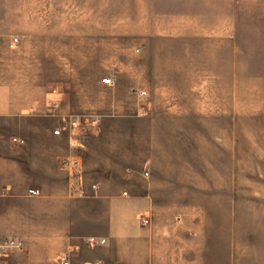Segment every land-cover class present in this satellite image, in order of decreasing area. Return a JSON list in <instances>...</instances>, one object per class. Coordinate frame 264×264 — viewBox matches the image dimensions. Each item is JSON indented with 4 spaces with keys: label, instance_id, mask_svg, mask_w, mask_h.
I'll use <instances>...</instances> for the list:
<instances>
[{
    "label": "rangeland",
    "instance_id": "obj_1",
    "mask_svg": "<svg viewBox=\"0 0 264 264\" xmlns=\"http://www.w3.org/2000/svg\"><path fill=\"white\" fill-rule=\"evenodd\" d=\"M44 130L59 166L87 173L56 177L65 198L34 183ZM5 147L27 152L25 191L0 202V236L23 251L41 226L108 228L94 196L116 194L143 226L164 209L188 247L215 235L220 258L264 264V0H0ZM153 189L176 201L150 202Z\"/></svg>",
    "mask_w": 264,
    "mask_h": 264
},
{
    "label": "crops",
    "instance_id": "obj_2",
    "mask_svg": "<svg viewBox=\"0 0 264 264\" xmlns=\"http://www.w3.org/2000/svg\"><path fill=\"white\" fill-rule=\"evenodd\" d=\"M40 138V155L43 162L32 167L37 171L35 186L43 191L45 199L65 198L64 193L57 192L58 189L53 187L61 183L56 177L66 174L65 176L70 180L69 183L72 184L75 180L84 182L87 179V173L82 169L83 167L74 170L72 167L59 166L57 161L60 154L58 149L53 147V145L56 147L58 137L51 130L42 131ZM46 144H51L52 147L49 150L44 149ZM5 148L0 156V202L3 204L17 200V196L25 191L29 177L25 162L27 152L19 148ZM43 179H49L50 182ZM97 186L99 185L96 184ZM151 196L152 201L150 202H154L155 199L159 201L163 197L166 202L176 201L171 195H161L159 190H154ZM94 197H97L99 201L111 203L108 228L91 232L73 230L65 226H41L36 229L33 239H29L25 251L15 254L13 259L21 260L25 264H63L60 256L68 253L70 264L92 262L105 264L107 262L113 264H231L228 257L226 260L223 259L224 257H219V239L215 235L210 237L212 244L208 247L201 245L200 250L198 246L188 247L187 231L183 224L180 225L182 223L180 215L169 213L165 216L166 220L162 215L164 209L158 211L156 206L151 205L150 209L156 210L155 218L150 220V224L143 226L139 219L142 212L137 206L133 205L124 209L116 203L118 198L116 194L112 196L95 195ZM144 200L145 196H141L134 203L138 205ZM179 200L180 197L177 201ZM53 216L54 214L50 215V217ZM92 237L104 238L106 241L92 243L90 242ZM188 251L196 252L197 256L189 257ZM221 252L224 253V248H221ZM226 252H228V246Z\"/></svg>",
    "mask_w": 264,
    "mask_h": 264
},
{
    "label": "built area",
    "instance_id": "obj_3",
    "mask_svg": "<svg viewBox=\"0 0 264 264\" xmlns=\"http://www.w3.org/2000/svg\"><path fill=\"white\" fill-rule=\"evenodd\" d=\"M18 38H14L11 42V45L14 46L18 42ZM105 82L110 83L111 79H105ZM142 94H146L143 92ZM57 103L55 102L54 105ZM56 134L61 133V129L58 128L55 130ZM29 193L31 195H39L41 193L40 189L38 188H30ZM147 222V221H144ZM98 240L95 238H91L90 242L95 243ZM105 240L102 239L100 242H104ZM24 241L18 237L9 236V237H2L0 236V264H23L21 262H16L13 260V257L15 254L20 253L24 250ZM62 263L63 264H70V259L68 254H64L62 256ZM88 264H105L103 262H97V263H88Z\"/></svg>",
    "mask_w": 264,
    "mask_h": 264
}]
</instances>
